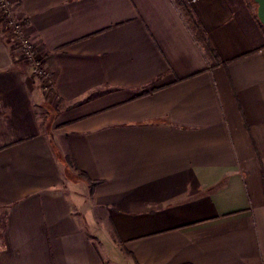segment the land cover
<instances>
[{
  "label": "crops",
  "instance_id": "obj_1",
  "mask_svg": "<svg viewBox=\"0 0 264 264\" xmlns=\"http://www.w3.org/2000/svg\"><path fill=\"white\" fill-rule=\"evenodd\" d=\"M13 2L49 80L0 23V264H264L255 0Z\"/></svg>",
  "mask_w": 264,
  "mask_h": 264
},
{
  "label": "built area",
  "instance_id": "obj_2",
  "mask_svg": "<svg viewBox=\"0 0 264 264\" xmlns=\"http://www.w3.org/2000/svg\"><path fill=\"white\" fill-rule=\"evenodd\" d=\"M0 15L1 20L4 21V30L6 37L9 40L18 44V51L21 57L31 64L34 73L44 82L45 84L49 80L48 72L45 70L42 60L35 53V46L33 42L22 33V20L19 21L14 18V10L12 0H0Z\"/></svg>",
  "mask_w": 264,
  "mask_h": 264
},
{
  "label": "water",
  "instance_id": "obj_3",
  "mask_svg": "<svg viewBox=\"0 0 264 264\" xmlns=\"http://www.w3.org/2000/svg\"><path fill=\"white\" fill-rule=\"evenodd\" d=\"M257 3V17L262 25H264V0H255Z\"/></svg>",
  "mask_w": 264,
  "mask_h": 264
},
{
  "label": "trees",
  "instance_id": "obj_4",
  "mask_svg": "<svg viewBox=\"0 0 264 264\" xmlns=\"http://www.w3.org/2000/svg\"><path fill=\"white\" fill-rule=\"evenodd\" d=\"M186 14L190 16V13L188 11H186ZM195 26H196V23H195ZM195 28H196L195 31H196V34H197V38L200 39L204 43V46H205L206 50L208 51V53L213 56L214 52L212 51V49L210 48V46L208 45L206 40H204L203 37L200 36V32H199V29H197V26ZM81 175L83 177H86V176L83 175V173H81ZM91 185H93V183Z\"/></svg>",
  "mask_w": 264,
  "mask_h": 264
},
{
  "label": "rangeland",
  "instance_id": "obj_5",
  "mask_svg": "<svg viewBox=\"0 0 264 264\" xmlns=\"http://www.w3.org/2000/svg\"><path fill=\"white\" fill-rule=\"evenodd\" d=\"M12 3H13V7H14V2H13V0H12ZM13 16H14V18H16L17 20L21 21V19L15 17V15H13ZM1 18H2V16L0 15V23H1L2 31H3L4 34H5V30H4V21L1 20ZM21 26H22V28H23V26H24V22H23V21H22ZM22 28H21V29H22ZM22 33H23V31H22ZM23 34H24V33H23ZM5 35H6V34H5ZM24 35H25V34H24ZM6 36H8V35H6ZM26 36H27V35H26ZM27 37H28V36H27ZM7 39L9 40L8 37H7ZM9 41H10L11 44H13L14 48H17V47H18V44H14L15 42H13L12 40H9Z\"/></svg>",
  "mask_w": 264,
  "mask_h": 264
}]
</instances>
